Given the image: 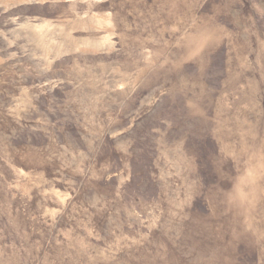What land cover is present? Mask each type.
Instances as JSON below:
<instances>
[{"label": "rangeland", "instance_id": "374dc122", "mask_svg": "<svg viewBox=\"0 0 264 264\" xmlns=\"http://www.w3.org/2000/svg\"><path fill=\"white\" fill-rule=\"evenodd\" d=\"M0 264H264V0H0Z\"/></svg>", "mask_w": 264, "mask_h": 264}]
</instances>
